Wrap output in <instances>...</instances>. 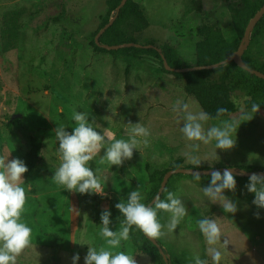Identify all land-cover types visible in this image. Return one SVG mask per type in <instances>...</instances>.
Masks as SVG:
<instances>
[{"label":"rangeland","instance_id":"374dc122","mask_svg":"<svg viewBox=\"0 0 264 264\" xmlns=\"http://www.w3.org/2000/svg\"><path fill=\"white\" fill-rule=\"evenodd\" d=\"M135 1L149 20L146 29L134 34L137 42L162 46L170 41L191 63L195 62L196 43L205 25L216 24L229 40L237 38L224 0H201V12L193 8V0ZM113 13L107 0H0V154L20 159L33 146L32 138L42 139V161L32 180L25 182L31 190L27 192L22 219L33 229L32 243L18 257V264H72L77 253L78 264H85L86 244L99 248L105 243L99 234L101 213L111 211L110 200L114 204L126 200L131 191L141 186L145 201L154 169L169 168L178 158H184L183 166L191 165L184 152L199 142L184 137L180 131L182 114L172 108L177 100L189 103L192 111L203 108L186 80L163 70L160 58L149 54L135 58L94 48L89 34ZM55 17L59 21L53 20ZM250 45L253 56L264 62V23L257 40ZM231 98L232 113L210 119L206 129L238 117L241 109H250L253 102L261 104L260 111L240 125L233 149H218V156H212L216 151L213 141L201 143L199 152L193 154L205 160L201 162L204 167L264 166V92H252L243 84ZM74 110L87 112L89 121L95 119L101 126L97 131L110 127L117 139L129 138V122L143 121L151 133L149 145L141 144L140 151L134 150L133 158L121 166L98 165L106 149L93 159L94 170L101 168V195L107 197L103 202L87 200L84 194L51 181L60 163L54 129L62 123L67 131H73ZM105 116L110 117L104 119ZM201 177V182H196L190 173H185L170 180L168 191L176 193L188 210L175 232L160 239L175 264H194L196 255L212 264L206 253L208 245L197 226L201 213L221 225L226 236L221 242H231L227 249H221V264H264V213L239 196L247 176L238 180L237 191H225L238 203L235 214L225 213L221 205L207 201L202 188L210 185L211 175ZM168 216L163 211L158 213L164 224ZM119 225L112 220L110 227L117 231ZM54 234L64 239L56 256L53 250L58 241ZM120 250L135 255L138 264H155L131 238L114 251Z\"/></svg>","mask_w":264,"mask_h":264},{"label":"clouds","instance_id":"9594fccd","mask_svg":"<svg viewBox=\"0 0 264 264\" xmlns=\"http://www.w3.org/2000/svg\"><path fill=\"white\" fill-rule=\"evenodd\" d=\"M260 106L261 104L253 102L250 109H241L238 117L225 119L219 125L206 129L205 123L212 119L211 115L203 110L192 111L189 103L177 100L172 110L182 114L184 123L180 131L187 140L199 142L189 145L191 151L184 152L186 162L193 168L202 166L201 162L205 160L193 154L199 152L201 143L208 145L215 142L216 151L211 154L212 156H218V149L225 151L233 149L237 142L238 128L243 122L251 121L260 111ZM226 113L228 109L220 107L216 111L215 118L220 119ZM108 117L110 116H105L104 119ZM71 118L75 122L73 131H67V127L62 123L54 129L60 163L54 171V176L51 177L54 184L63 186L68 191L80 194H103L101 168L98 166L93 170L89 162L106 149V152L100 156L98 165L121 166L124 161L133 158L134 150L140 151L141 144L145 147L149 145L148 137L151 133L143 121L129 122L127 124L129 138L117 139L110 127L97 131L101 126L95 119L89 121L87 112L74 110ZM28 171L23 160L10 159V155L0 154V264H18V257L32 243L33 229L22 219L27 192L31 190L30 185L25 186L24 174ZM192 175L196 182H201L202 177L199 172H194ZM235 175L234 169L231 168H225L223 173L219 170L212 171L210 185L202 188L207 201L218 203L228 214H235L239 210L238 203L225 195L226 190L235 192L237 187ZM245 187L248 192L255 194L253 203L258 208H264V174L252 173ZM164 191L165 198L162 199L161 195L157 194L150 204L143 202L145 196L141 186L131 191L126 200L115 205L124 218L117 231H113L110 227L111 211L103 210L99 234L104 238L105 243L99 248L86 244L88 251L84 257L85 264H138L135 255L122 250L114 251L121 248L122 241L130 239L133 227L152 240H159L168 233L175 232L187 216L188 210L176 193L167 189ZM161 211L169 214L166 224L161 223L158 218V213ZM257 218H259L258 213ZM197 226L208 245L206 253L212 264H221L224 256L221 249H227L231 243L229 239L221 242V238L226 237L221 225L216 219L201 213ZM79 260L80 256L77 253L72 257V264H78ZM194 264H209V260L196 255Z\"/></svg>","mask_w":264,"mask_h":264},{"label":"trees","instance_id":"16d2710c","mask_svg":"<svg viewBox=\"0 0 264 264\" xmlns=\"http://www.w3.org/2000/svg\"><path fill=\"white\" fill-rule=\"evenodd\" d=\"M122 0H107L110 12H114L112 15H107L100 23V26L89 34V38L92 41L94 48L98 51H111L113 53L121 55H130L138 58L144 54L154 55L160 58L162 68L165 72L173 74L178 79L186 80L192 93L196 97L197 101L203 108V110L211 115L212 118L216 117V111L218 108L223 107L228 109L227 116L233 111V102L231 95L241 85L246 84L252 92L263 91L264 92V78L258 77L256 74L249 70L240 67L234 60H229L226 63H222L219 67L211 69H200L187 72L170 71L166 68L163 56H165L168 64L172 68L186 67L191 65H207L217 63L226 60L232 53H234L244 36L247 25L257 11L264 5V0H224L230 11L234 26L237 32V38L229 40L222 32L218 25L208 24L202 29V38L196 43V58L195 62L191 63L183 56L170 41H165L160 46L161 51L155 48L147 47H123L119 49H107L98 45L96 41L97 33L107 24L110 19L116 17L114 22L103 32L100 36V42L102 44L117 45L120 43L137 41L134 37L135 33L141 32L149 26V20L144 14V11L139 7L135 0H127V2L118 11V6ZM193 8L199 12L203 10V4L201 0H193L191 2ZM59 17L53 18L55 21H59ZM264 23V16L260 19L258 24L253 30L251 43H255L258 38V34L262 30ZM152 43V42H147ZM242 60L251 68L258 69L264 72V62H260L253 56V47L249 45L242 55ZM223 117V116H222ZM33 146L27 151V153L21 157L28 167L29 171L24 174L26 183H29L34 177L38 164L42 161V155L40 153L42 146V139L39 137L32 138ZM184 158H178L174 164L169 168L154 169L150 173V182L147 187L148 197L144 203L148 204L158 193L162 180L166 172L171 168L182 167ZM91 167L94 170V160L90 161ZM185 167L193 168L192 165H184ZM237 167V166H231ZM200 168H210L201 166ZM239 168H243L248 171L264 172L263 165H240ZM184 173H176L172 175L167 183L169 189L170 180L173 177L183 176ZM193 176L192 174H190ZM241 176L235 175L237 183ZM249 182V176L246 177ZM245 184V185H246ZM245 185L239 189L240 195L252 208L264 213V208H258L253 200L255 194L248 192ZM237 191V190H236ZM165 191H163L161 198H164ZM87 200L105 201L107 197L101 194H84ZM110 200V199H109ZM110 200V209L112 211V220L121 222L124 218L122 213L115 207ZM58 241V246L53 250V255L56 256L59 253L64 239L59 234H54ZM130 238L140 252L145 253L151 257L155 264H175L167 249L159 239V243L164 247L165 253L169 255V261L167 262L160 252L159 247L150 240L142 231L133 227L130 232Z\"/></svg>","mask_w":264,"mask_h":264},{"label":"water","instance_id":"95a60500","mask_svg":"<svg viewBox=\"0 0 264 264\" xmlns=\"http://www.w3.org/2000/svg\"><path fill=\"white\" fill-rule=\"evenodd\" d=\"M127 2V0H122L121 4L118 6V11L121 9V7ZM264 16V5L257 11V13L253 16V18L250 20L249 24L247 25V28L245 30L244 36L240 42V45L238 47V49L232 53L226 60L217 62V63H213V64H207V65H191V66H186V67H178V68H172L165 56H163V60L165 63V66L168 70L170 71H177V72H187V71H193V70H200V69H211V68H216L219 67L222 63H226L229 60H234L240 67H242L243 69L249 70L252 73L256 74L258 77L264 78V72L258 70V69H253L251 67H249L243 60H242V55L245 52V50L248 48V46L250 45L251 42V37H252V33L254 28L256 27V25L258 24V22L260 21V19ZM115 16L110 19L109 23H107L96 35V41L98 43V45H101L102 47H105L107 49H119V48H123V47H131V46H135V47H147V48H155L158 51H161L160 46L154 44V43H141V42H137V41H132V42H126V43H120L117 45H108V44H102L100 42V36L103 34V32L114 22L115 20ZM18 116V115H17ZM225 168H231L234 169L236 175L239 176H250L252 173H257V174H264V172H255V171H248L245 170L243 168H239V167H231V166H226V167H210V168H190V167H176V168H171L169 169L166 174L164 175V178L162 180L161 186L158 190L159 195H162L164 189L167 186V183L170 179V177L176 173H190L193 174L194 172H199L201 175H211L212 171H216L219 170L221 171V173H223ZM156 194V195H157ZM155 195V196H156ZM155 198V197H154ZM154 198L148 203L150 204ZM150 239V238H149ZM152 240V239H150ZM160 249V252L163 254L165 260L168 262L169 261V255L167 253H165L164 251V247L159 243L158 240H152Z\"/></svg>","mask_w":264,"mask_h":264},{"label":"crops","instance_id":"0c3cea01","mask_svg":"<svg viewBox=\"0 0 264 264\" xmlns=\"http://www.w3.org/2000/svg\"><path fill=\"white\" fill-rule=\"evenodd\" d=\"M103 202V201H102ZM140 254V253H139ZM145 262V261H144ZM144 262H142V264H144Z\"/></svg>","mask_w":264,"mask_h":264}]
</instances>
